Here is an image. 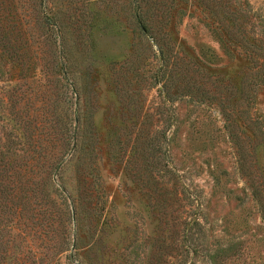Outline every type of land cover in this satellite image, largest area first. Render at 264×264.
<instances>
[{
	"label": "rangeland",
	"instance_id": "374dc122",
	"mask_svg": "<svg viewBox=\"0 0 264 264\" xmlns=\"http://www.w3.org/2000/svg\"><path fill=\"white\" fill-rule=\"evenodd\" d=\"M0 264H264V0H0Z\"/></svg>",
	"mask_w": 264,
	"mask_h": 264
},
{
	"label": "trees",
	"instance_id": "16d2710c",
	"mask_svg": "<svg viewBox=\"0 0 264 264\" xmlns=\"http://www.w3.org/2000/svg\"><path fill=\"white\" fill-rule=\"evenodd\" d=\"M136 1H138V2H140L141 3V0H136ZM138 15H137V17H138V23H139V27L142 29V31L144 32V33H146L148 36H149V34H150V39H151V41H152V43L153 44H156L159 40L157 39V35H155L154 34V32H153V29H151L150 27H149V25H147L143 20H141V11H140V9H139V7H141L140 5H139V3H138ZM51 21H49V23H50ZM52 26H56V24L55 23H53V22H51L50 23ZM75 121H76V126H75V133H74V145H73V147L75 148V146H76V135H77V132H78V121H79V112H78V109H76L75 110ZM73 213H75V210L73 209ZM65 238H66V236H65ZM75 242H76V239H75V236H74V247H75Z\"/></svg>",
	"mask_w": 264,
	"mask_h": 264
}]
</instances>
